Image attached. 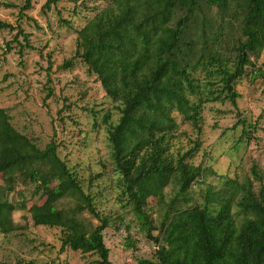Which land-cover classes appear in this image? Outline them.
I'll return each mask as SVG.
<instances>
[{"label":"trees","instance_id":"16d2710c","mask_svg":"<svg viewBox=\"0 0 264 264\" xmlns=\"http://www.w3.org/2000/svg\"><path fill=\"white\" fill-rule=\"evenodd\" d=\"M84 1L67 0L74 6ZM55 2L46 0L41 9ZM107 2L76 32L74 56L63 66L78 60L114 107L115 120L113 112H105L103 124L118 206L154 244L152 260L137 264H264V177L255 163L250 178L223 175L220 188L208 184L202 200L189 193L192 184L211 176L209 169L190 162L201 146L203 106L235 105L236 85L247 75L264 83V60L254 64L264 49V0ZM31 8V0H24L21 17ZM0 28L15 31L20 58L25 49L34 50L30 35L19 27L0 23ZM181 126L194 138L188 150L173 154L179 138L187 136ZM0 175L2 234L16 229L14 205L6 195L22 178L44 197L39 205H18L33 226L59 229L60 252L94 254L96 264H111L103 235L111 219L98 211L77 173L60 159L57 145L41 149L12 126L3 108ZM170 184L179 206L164 201ZM149 199L163 207L156 224ZM185 199L190 207H184ZM84 213L97 223L84 219ZM125 240L127 247L134 246L130 235Z\"/></svg>","mask_w":264,"mask_h":264},{"label":"rangeland","instance_id":"374dc122","mask_svg":"<svg viewBox=\"0 0 264 264\" xmlns=\"http://www.w3.org/2000/svg\"><path fill=\"white\" fill-rule=\"evenodd\" d=\"M45 1L31 0L32 8L21 17L24 0H0V23L17 26L29 34L34 47L25 49L20 58L15 31L0 28V108L7 111L12 126L41 149L54 142L60 159L77 173L98 211L111 219L103 233L110 263L152 260L154 244L140 232L133 215L117 202L120 194L111 173L107 126L103 124L104 113H114V107L78 60H73L71 67L63 66L74 56L76 32L108 2L85 0L74 6L67 0H56L41 9ZM21 39L18 36L17 41ZM263 60L264 49L254 64L258 67ZM236 91L235 105L215 102L202 108L201 146L190 162L209 169L211 176H205L204 184H192L189 193L199 200L208 184L220 188L219 178L223 175L238 180L250 178L253 163L264 177V83L247 75L237 83ZM115 118L114 113L112 121ZM180 130L187 131V136L179 138L171 149L173 154L188 150L189 140L194 138L189 127L181 126ZM0 186H4L1 175ZM175 189L170 184L163 190L166 204L174 201L179 206ZM6 197L14 205L11 219L16 229L9 234L0 232V264H96L94 254L69 249L60 252L59 229L35 227L26 210L18 209L23 201L26 207L44 201L29 181L16 180ZM185 200L184 207H190L192 203ZM148 203L156 210V224L163 207L153 199ZM83 218L97 223L87 213ZM127 235L134 241L132 248L125 245Z\"/></svg>","mask_w":264,"mask_h":264}]
</instances>
